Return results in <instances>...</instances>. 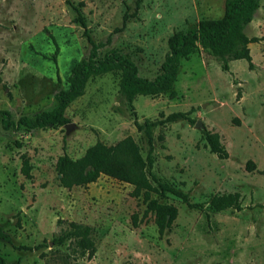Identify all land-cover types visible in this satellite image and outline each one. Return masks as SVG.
I'll return each mask as SVG.
<instances>
[{
	"label": "rangeland",
	"instance_id": "1",
	"mask_svg": "<svg viewBox=\"0 0 264 264\" xmlns=\"http://www.w3.org/2000/svg\"><path fill=\"white\" fill-rule=\"evenodd\" d=\"M224 1L142 0L136 9V0H0V111L12 123L7 130L0 123V227L10 237L0 241L5 264H264V40L247 46L251 69L236 60L224 72L216 58L197 49L181 61L172 95L137 96L130 109L118 93V73H108L87 82L65 111L66 125L28 131L17 124L52 109L71 68L89 56L69 4L82 3L97 60L118 51L138 77L152 80L169 36L220 18ZM242 32L264 38V0ZM177 112L192 123L153 129L151 173L191 203L237 193L240 211L190 210L168 196L161 202L173 205L177 216L159 237L142 197L130 196L131 186L104 176L86 187L59 186V156L77 159L97 142L111 146L131 137L144 157L134 119L142 124ZM198 120L201 130L194 127ZM206 131L219 136L226 159L209 153ZM21 156L31 166L29 180L20 173ZM69 222L91 228L92 258H73L69 243H50Z\"/></svg>",
	"mask_w": 264,
	"mask_h": 264
},
{
	"label": "trees",
	"instance_id": "2",
	"mask_svg": "<svg viewBox=\"0 0 264 264\" xmlns=\"http://www.w3.org/2000/svg\"><path fill=\"white\" fill-rule=\"evenodd\" d=\"M142 0H136L137 9ZM260 0H225L222 16L213 20H201L193 28L185 32H174L167 39L168 52L160 65L158 75L152 80L138 77L135 65L123 54L115 50H109L97 60L98 46L91 40L86 28L85 20L79 10L82 3L77 6L70 5L75 13L74 22L83 30V36L90 46L89 56L86 60L74 65L67 77V88L59 91L55 97V106L31 118L20 117L17 124L28 131L45 130L47 128L61 127L68 123L65 111L69 105L84 94L87 82L95 77L108 73H118V93L122 96L128 107L132 109L135 97H157L163 94H173V85L176 81L178 69L182 60H186L194 51L201 49L216 58L224 72L228 71V63L236 60H244L248 68L252 63L248 45L264 38L248 39L242 32L244 26L252 20ZM127 17L124 15V24ZM133 113V110H132ZM134 115V114H133ZM9 114L0 111V123L4 130L12 124ZM178 120L188 119L187 113L177 112L167 115L159 121H147L139 124L133 121L135 129L142 136L145 145V156L141 155L139 146L131 137H125L114 145L106 146L100 142L88 147L83 155L77 159H71L67 155H61L56 159L55 172L58 184L63 189L73 187H86L96 182L100 176L107 177L132 187V198L142 197L145 205L144 215L151 214L153 223L159 237L167 232L177 216V209L170 204L161 202L168 196L181 201L190 210H203L207 207L211 213H220L226 210L240 211V197L237 193L214 195L204 203H191L186 193L173 186L160 182L152 173L153 166V129L164 126ZM203 140L210 154L219 159H226L227 153L219 142V136L215 133L204 132ZM157 140L163 141V136L158 135ZM247 165H251L248 162ZM31 166L25 156H21L20 173L27 180L31 179ZM155 195L151 198L150 195ZM132 224L136 226V217L132 216ZM92 230L88 226L67 223V227L51 239L52 246L70 244L73 258L90 259L95 253V244L91 237ZM0 241L9 242V235L0 227ZM40 245L33 250L40 249ZM30 250V248H26ZM0 264L5 261L0 257Z\"/></svg>",
	"mask_w": 264,
	"mask_h": 264
},
{
	"label": "water",
	"instance_id": "3",
	"mask_svg": "<svg viewBox=\"0 0 264 264\" xmlns=\"http://www.w3.org/2000/svg\"><path fill=\"white\" fill-rule=\"evenodd\" d=\"M194 127L199 129V130H201L203 128V126H202V124H201V122L199 120L195 123Z\"/></svg>",
	"mask_w": 264,
	"mask_h": 264
}]
</instances>
